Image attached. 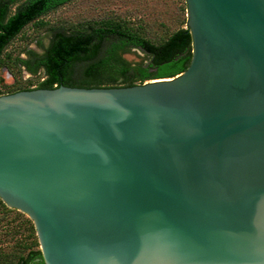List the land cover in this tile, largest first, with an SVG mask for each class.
<instances>
[{"label": "water", "instance_id": "water-1", "mask_svg": "<svg viewBox=\"0 0 264 264\" xmlns=\"http://www.w3.org/2000/svg\"><path fill=\"white\" fill-rule=\"evenodd\" d=\"M185 2L180 75L0 96V200L44 264H264V0Z\"/></svg>", "mask_w": 264, "mask_h": 264}, {"label": "rangeland", "instance_id": "rangeland-1", "mask_svg": "<svg viewBox=\"0 0 264 264\" xmlns=\"http://www.w3.org/2000/svg\"><path fill=\"white\" fill-rule=\"evenodd\" d=\"M24 1L17 0V4ZM186 8L185 0H69L29 23L6 46L0 58V96L18 89H36L45 80L42 69L31 73L23 63L30 55L44 52L55 30L89 32L103 24L119 25L158 45L186 28ZM148 60L132 47L119 48L113 59L118 68L146 65ZM95 79L101 87L123 83L110 69H100ZM32 251H40L33 222L27 215L0 205V264H20Z\"/></svg>", "mask_w": 264, "mask_h": 264}, {"label": "trees", "instance_id": "trees-1", "mask_svg": "<svg viewBox=\"0 0 264 264\" xmlns=\"http://www.w3.org/2000/svg\"><path fill=\"white\" fill-rule=\"evenodd\" d=\"M69 0H0V58L6 46L29 23L59 8ZM15 6L11 13V8ZM192 40L188 29H179L161 44L155 45L119 25L103 24L89 32L66 33L55 30L48 47L40 55H30L23 63L34 73L42 69L45 80L36 89H53L60 86L76 88L101 87L94 75L100 69H110L131 87L149 80L170 79L184 72L191 60ZM135 48L149 57L146 65L118 68L113 61L119 48ZM18 89L8 94L19 91ZM0 205L5 207L0 200ZM33 230V226L31 225ZM20 264H44L40 251H32Z\"/></svg>", "mask_w": 264, "mask_h": 264}]
</instances>
